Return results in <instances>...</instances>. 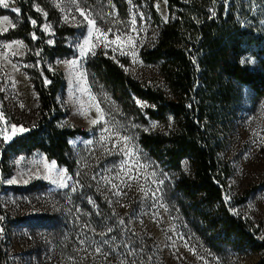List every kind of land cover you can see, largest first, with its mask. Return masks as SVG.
<instances>
[{"label":"rangeland","instance_id":"1","mask_svg":"<svg viewBox=\"0 0 264 264\" xmlns=\"http://www.w3.org/2000/svg\"><path fill=\"white\" fill-rule=\"evenodd\" d=\"M7 2L8 8L0 6V147L38 121L39 99L33 84L36 72L49 84L44 68L62 74L64 88L57 99L62 125L88 133L70 140L76 161L72 174L41 151L11 157L4 172L0 166V209L12 222L6 247L9 264H259L260 253L233 246L211 248L181 213L174 188L179 175L141 149L142 134L165 133L172 120L157 123L129 115L95 84L87 67L101 54L144 86L163 88L161 66L144 62L142 52L154 47L164 24L175 17L167 0H121L122 7L114 0H43L36 8L43 18V41L65 48L62 56L53 59L44 56L35 33L29 36L31 45L21 38H6L21 24L19 0ZM77 8L94 19L95 26L88 25ZM59 29L69 32L60 35ZM109 29L121 40L105 48L115 39ZM85 39L91 43L84 46L81 58ZM240 62L250 70L257 68L251 55ZM241 90L237 118L222 156L230 170L232 212L248 221L264 241V98H254L246 86ZM136 104L143 113L152 108L145 101ZM98 110L103 118L93 124ZM183 170L191 172L189 162ZM13 178L16 183L7 182ZM35 182L36 191L13 190ZM41 182L47 186L40 188Z\"/></svg>","mask_w":264,"mask_h":264},{"label":"trees","instance_id":"2","mask_svg":"<svg viewBox=\"0 0 264 264\" xmlns=\"http://www.w3.org/2000/svg\"><path fill=\"white\" fill-rule=\"evenodd\" d=\"M114 1L123 6L121 0ZM167 2L169 10L176 12L175 17L164 24L154 47L142 52L144 62L161 66L163 88L144 86L101 54L93 57L87 67L95 84L104 87L129 115L157 123L172 120L165 133L142 134L139 145L152 161L179 175L174 188L188 225L211 248L218 251L233 246L260 253L259 264H264V241L248 221L232 212L227 186L230 170L222 156L237 118L241 86H246L254 98H264V0ZM42 4L43 0H19L21 24L5 36L21 38L31 45L29 36L35 33L44 56L53 59L62 56L65 48L43 41V18L36 9ZM58 31L60 35L69 32ZM250 55L257 62V68L251 70L240 62ZM43 74L50 83L44 84L42 75L36 72L33 84L39 99V119L0 147L3 172L8 170L5 164L11 157L35 151L65 166L69 173L74 171L76 161L70 140L88 133L62 125L57 101L64 88L62 74L46 68ZM136 100L152 108L143 113ZM187 162L189 174L183 170ZM36 184L13 190L33 192L38 189ZM39 186L47 185L41 182ZM0 214L5 216L2 209ZM10 226L12 222L6 216L0 219V264H9L6 247Z\"/></svg>","mask_w":264,"mask_h":264},{"label":"snow or ice","instance_id":"3","mask_svg":"<svg viewBox=\"0 0 264 264\" xmlns=\"http://www.w3.org/2000/svg\"><path fill=\"white\" fill-rule=\"evenodd\" d=\"M0 6H2V7H4V8H8V7H9V3L7 2V0H0ZM37 10H39V9H37ZM77 10L80 12V15L83 16V17L85 18V20L87 21V24H88V25L95 26V20H94V19H89V18H88V15L85 13L84 10L79 9V8H77ZM12 11L17 12V13L19 12V10H18V9H15V8H13ZM213 15H215V13H213ZM5 19H7V18H5ZM31 22H32L33 24L36 23L34 20L31 21ZM132 24H133V25L135 24V20H134V19H133V21H132ZM134 30H135V28L133 27L132 31H134ZM5 31H7V29H5ZM108 32H109V33H112V29H109ZM112 34L115 35V39H114V40H111V41H108L107 43H105V44H104V47H105V48H107L110 44L115 45V44H117L118 41L121 40L120 35H117L116 33H112ZM90 35H91V30H89V36H90ZM102 35H105V36H106L107 34H106V33H102ZM33 38L35 39V35H34V34H33ZM128 41H129V43H132L130 37H128ZM48 43L51 44V43H53V42H52V41H48ZM90 43H91L90 40L85 39L84 42H83V45H80L81 58H82L83 55L85 54V48H84V46H85V45H90ZM7 47L10 48L11 45H7ZM133 47H134V45H133ZM117 50H120L121 55H127V54H129L127 51H124V50H122V49H113V51H117ZM89 52H90L91 55H95V51H93L91 48H89ZM14 54H15V53H14ZM37 54H39V53H37ZM113 58L115 59V57H113ZM72 63H73V64H77L78 61H73ZM45 83H50V81H48L47 79H45ZM137 103H139V102L137 101ZM98 111L100 112V115L98 116V119L92 121L93 124L99 122V119H102V118H103L102 110H98ZM153 127H155V125H153ZM12 128H13V130H16V126H15V125H12ZM105 130L107 131V129H105ZM20 131H24V129L21 128ZM5 139H7V137H6ZM123 140H124L125 142H127V141L129 140V137H126V136H125V137H123ZM125 147H127L126 144H125ZM129 155L131 156V155H133V153L129 152ZM53 167H54V165H53ZM61 178H62V177H61ZM129 179H133V177L131 176V169L129 170ZM7 182H8V183H16L17 180H16V178H13V179H11V180H8ZM25 182H26V181H25ZM53 183H56V181H53ZM159 183L162 184L163 181H160ZM60 186H61V187H67L66 184H61ZM112 187H113V188H116L117 186H116L115 184H113ZM159 191H160V189L157 188V189H156V192H159ZM116 194L119 195V192H117ZM153 195H155V193H154ZM0 219H3V217H0ZM121 223H123V221H121ZM0 232H2V229H0ZM96 251L99 252L100 249L97 248Z\"/></svg>","mask_w":264,"mask_h":264}]
</instances>
